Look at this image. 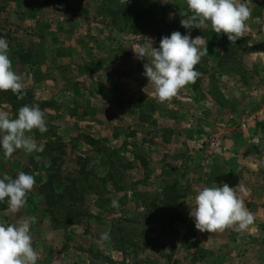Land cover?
I'll use <instances>...</instances> for the list:
<instances>
[{
	"label": "crops",
	"instance_id": "obj_1",
	"mask_svg": "<svg viewBox=\"0 0 264 264\" xmlns=\"http://www.w3.org/2000/svg\"><path fill=\"white\" fill-rule=\"evenodd\" d=\"M87 3L0 0L7 12L0 29L4 77L20 82L22 96L35 93L32 103L45 105L40 122L59 133L73 128L71 120L90 133L113 120L121 131L130 126L136 139L147 137L144 146L158 166L167 168L158 153L182 160L187 193L176 206L184 218L176 229L190 233L182 264L193 252L190 261L196 258L197 264H264V0H195L194 7L182 0V11L215 27L202 48H186L182 65L176 49L159 46L152 35L121 34L92 16ZM243 45L254 53L245 65L231 67L234 58L241 61ZM252 69L258 78H248ZM1 107L13 117L9 105ZM53 107L69 114L54 118ZM218 123L230 136L205 161L204 144ZM34 130L31 122L0 133V165L10 160L12 148L21 164L36 155ZM0 184L1 249L16 229L10 200L22 197ZM19 231L9 238L12 247L32 239Z\"/></svg>",
	"mask_w": 264,
	"mask_h": 264
},
{
	"label": "rangeland",
	"instance_id": "obj_2",
	"mask_svg": "<svg viewBox=\"0 0 264 264\" xmlns=\"http://www.w3.org/2000/svg\"><path fill=\"white\" fill-rule=\"evenodd\" d=\"M85 1L89 2L87 3L89 6L85 8L90 9L91 15L103 17L111 27L105 9H114L119 0ZM194 1L187 0V3L190 7H194ZM150 2L166 10L168 26L164 29V33L154 36L150 33H140V30L132 33L126 29L125 32H120L121 34L152 35L160 42L159 46L169 48H172L170 45L182 44L184 39L185 48L199 50L206 39L215 33V27L211 23L205 21L201 24L197 15L191 10L182 11V0H150ZM4 15H7V12L0 7V29L4 25L2 20ZM169 25H173L174 28H169ZM117 27L122 28L123 23L118 22ZM176 32L180 34L175 36ZM241 47L242 56H238L241 61L232 59L235 64L231 67L245 65L254 53L252 47L244 45ZM227 53L230 56L228 49ZM177 61V64L182 65V61ZM196 62L205 66L207 63L199 57L196 58ZM249 67L252 68L251 64ZM247 73L248 78H258L260 74L257 69ZM18 84L20 85V82ZM207 88L214 91V86L210 83ZM34 97L33 91L24 94L23 98L30 102L31 106L24 108L19 118H10L7 115L8 109L0 106V133L8 127L18 125L17 123L24 125L32 122L35 125L33 135L36 138L37 150L40 149L45 137L49 139L53 134L56 135L60 143L66 146L65 156L59 160L63 162L64 172L72 178L82 180L85 174L81 176L77 174L81 165H85V173L88 176H85L86 180L81 181L79 185L84 190L81 210L85 216L80 226L63 227L54 224L50 215L45 213V201L35 196V192L31 193L30 187L29 195L21 200L17 197L10 200L14 211H17L12 215L16 229L10 232L3 248L0 249V264H182V259L185 258L182 249L190 246L188 244L190 233L176 229L182 222L164 228L163 220L166 214L161 204H156L154 209L157 212L153 209L158 223L146 224L143 218L146 203L161 194L172 183L178 184L177 194L182 193L184 188L182 176L183 173L185 174L182 170V160L175 158L176 155L166 153L168 157H161L158 153L160 158H165L167 168L158 166L156 163L158 158L155 157V160L153 157V160L150 157V149L144 146L147 137L144 135L145 137L142 136L138 140L132 135L130 126H123L121 131L118 127H114L113 120H108L107 127L104 123L101 129L95 127V132L91 133L76 120L70 121V124L75 122L70 129L73 132L71 134L70 130H67V133L66 131L59 133L54 126L52 130L46 129L43 124L47 123L40 122L42 119L40 114L43 112L41 109L45 105L32 103ZM53 111L54 118L69 114L56 107H53ZM64 123L63 120L62 124L65 125ZM133 145L135 150H132ZM9 152L10 160L4 158L0 165L2 183L14 173H22L26 167L25 161L23 164L16 161L19 153L17 148H12ZM176 154L181 155L182 151ZM44 168L45 163L40 162L36 173L30 174L34 185L44 182L46 178ZM109 173L113 174L115 180L113 183H117L116 188L112 187V183L102 181ZM56 218L61 219L60 211L57 212ZM19 229H23V232L27 231L32 239L28 240L24 247L19 244L12 247L14 239L9 240V238L19 234ZM36 230L40 231L38 234L41 240L35 235ZM124 241H129L131 244ZM193 253L187 255L188 264H197L196 258L195 261L193 259L190 261ZM196 254L203 257L201 253Z\"/></svg>",
	"mask_w": 264,
	"mask_h": 264
},
{
	"label": "trees",
	"instance_id": "obj_3",
	"mask_svg": "<svg viewBox=\"0 0 264 264\" xmlns=\"http://www.w3.org/2000/svg\"><path fill=\"white\" fill-rule=\"evenodd\" d=\"M105 11L108 13L107 18L109 19L111 27L119 32H125L126 29L132 31V33L140 30V33H150L157 36L164 33V29L168 26L166 10L152 4L150 0H119L114 9H105ZM118 22L123 23L122 28L117 27ZM169 28H174V26L169 25ZM178 34L180 33L176 32L175 36H178ZM183 40L184 39H182V44L180 45H170V47L176 49L180 57L178 60L182 62L188 55ZM189 62H193V58L189 59ZM4 104L9 105L13 112V118H19L22 115V110L24 108H30L31 106V103L23 98L20 85L4 77L0 64V106ZM36 108L39 107L36 106ZM43 126L46 129L52 130L53 128L48 124H43ZM49 134H51V132H49ZM47 138L48 137L44 138V142L41 144L36 155L26 158V167L24 171L20 174H12L7 179L3 180V183L9 192L19 194L22 198L29 195V189L31 187V193L35 192V196H39L45 201V213L50 215L54 224L63 227L80 226L85 214L82 213L81 210V208H83L84 190L79 185L81 181L86 180L87 177L85 176H88L85 173V165H81V169L77 174L80 176L85 174L82 180L68 176L63 170V162H59V160L65 156V144L60 143L59 138L54 134L49 139ZM40 162L45 163L44 169L46 178L44 182L34 185L33 180L30 179V174L36 173L38 163ZM127 165H129V163ZM113 170L116 171L115 169ZM102 181H107L110 184L112 183V187L116 188L117 183H113L115 180H113L112 173H109ZM177 185V183H172L161 192V194H158L153 200L146 203L143 215L146 224L158 223L155 216L157 210L154 209L156 204L163 205L162 210H164V214H166L163 220L164 228H170L176 223L184 222V218L177 211L176 206L177 203L186 196L187 189L177 194ZM159 195L161 197H159ZM153 209L156 210V212H153ZM58 211H60V220L56 218ZM124 242L131 244L129 241ZM1 244L2 240L0 238V246Z\"/></svg>",
	"mask_w": 264,
	"mask_h": 264
},
{
	"label": "built area",
	"instance_id": "obj_4",
	"mask_svg": "<svg viewBox=\"0 0 264 264\" xmlns=\"http://www.w3.org/2000/svg\"><path fill=\"white\" fill-rule=\"evenodd\" d=\"M229 136L230 130L227 126L224 123H218L204 144L203 157L205 161L210 160L222 150L224 142Z\"/></svg>",
	"mask_w": 264,
	"mask_h": 264
}]
</instances>
